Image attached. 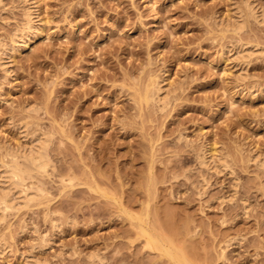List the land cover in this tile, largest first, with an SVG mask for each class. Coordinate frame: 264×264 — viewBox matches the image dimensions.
I'll return each instance as SVG.
<instances>
[{"label": "rangeland", "instance_id": "374dc122", "mask_svg": "<svg viewBox=\"0 0 264 264\" xmlns=\"http://www.w3.org/2000/svg\"><path fill=\"white\" fill-rule=\"evenodd\" d=\"M0 53V164L53 166L0 205V264H176L140 221L264 264V0H0Z\"/></svg>", "mask_w": 264, "mask_h": 264}, {"label": "bare ground", "instance_id": "6f19581e", "mask_svg": "<svg viewBox=\"0 0 264 264\" xmlns=\"http://www.w3.org/2000/svg\"><path fill=\"white\" fill-rule=\"evenodd\" d=\"M30 16H31V11H27L26 17L29 19ZM238 26H239V22H238ZM1 60H2V57L0 53V61ZM159 89L161 90L160 87L158 88V90ZM144 98L148 99L147 96H145ZM42 136L45 137V135H41V137L39 135V138H42ZM47 144H49V142L47 143L46 138L40 139L39 144H35L34 145L35 147H31V149H29L28 152L26 151L25 153H23V155H21V157L23 156L22 158H24V162L19 161V155H17L16 153L9 152V151H8L9 153L8 152L6 153L10 155V157L11 156L12 157L8 163L3 162L2 164H0V167H2V170H1L3 173L2 175L4 178L3 179L4 185H2L1 190H0V205H3L4 208L6 209L12 208L14 195H16L15 198L17 199L24 198V200L26 199L27 201L32 200L33 196L35 197L34 199H36L37 195H35V193L32 194L33 192L31 193L29 189L27 188L24 189L23 187H25L24 184L26 180L33 177V171L46 172L48 166L53 167L51 166L52 164L50 165V160L47 156V151H48V150L46 151ZM204 161L206 162V160H203V162ZM28 187L30 188V186ZM20 192L24 193L22 197L17 196ZM141 223L142 221H140L141 232L145 236H147V245H149L151 248L158 249L163 255L172 259L176 264H187V260H188L187 256L181 249L175 250L171 247L170 248L166 247L163 241L149 234Z\"/></svg>", "mask_w": 264, "mask_h": 264}]
</instances>
